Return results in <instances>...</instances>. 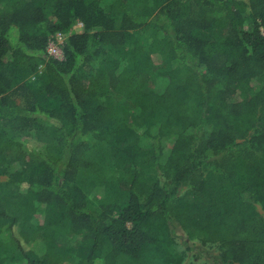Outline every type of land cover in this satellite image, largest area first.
<instances>
[{"label":"trees","instance_id":"16d2710c","mask_svg":"<svg viewBox=\"0 0 264 264\" xmlns=\"http://www.w3.org/2000/svg\"><path fill=\"white\" fill-rule=\"evenodd\" d=\"M263 29L264 0H0V264H264Z\"/></svg>","mask_w":264,"mask_h":264},{"label":"built area","instance_id":"2783aa9c","mask_svg":"<svg viewBox=\"0 0 264 264\" xmlns=\"http://www.w3.org/2000/svg\"><path fill=\"white\" fill-rule=\"evenodd\" d=\"M82 29H83V23L78 21L73 27L72 32L69 33V35L73 32H77ZM262 31L264 32V30ZM65 40H66V35L63 33H56L55 35L51 36L47 45V54L49 58L59 62L65 60V54L63 51Z\"/></svg>","mask_w":264,"mask_h":264},{"label":"rangeland","instance_id":"374dc122","mask_svg":"<svg viewBox=\"0 0 264 264\" xmlns=\"http://www.w3.org/2000/svg\"><path fill=\"white\" fill-rule=\"evenodd\" d=\"M13 34H15V36H17L18 31H17L16 28L13 29ZM178 242L181 243L182 240L181 239L180 240L178 239ZM4 245H5V248L4 249H6L8 252H11L13 250L12 247H14V251L10 253V256L11 257L15 256L16 246H14L15 244L13 242V239L8 234L4 236ZM201 259L204 260V261L207 260L206 257H205V255H203Z\"/></svg>","mask_w":264,"mask_h":264}]
</instances>
